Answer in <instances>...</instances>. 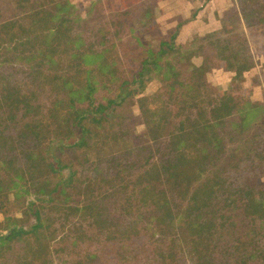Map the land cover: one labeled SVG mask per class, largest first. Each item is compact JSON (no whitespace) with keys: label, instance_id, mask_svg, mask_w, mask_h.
<instances>
[{"label":"trees","instance_id":"obj_1","mask_svg":"<svg viewBox=\"0 0 264 264\" xmlns=\"http://www.w3.org/2000/svg\"><path fill=\"white\" fill-rule=\"evenodd\" d=\"M146 1L0 0V51L10 58L0 72V171L10 176L0 215L10 207L4 186L18 198L31 184L35 196L34 224L0 232V250L23 242L30 252L16 264H49L52 244L79 249L72 264H180L184 245L195 264H264V89L236 88L253 59L244 35L225 37L228 19L250 27L249 1L184 44L179 22L157 50L128 22ZM37 55L40 67L62 69L45 86L23 73L24 91L10 80ZM214 70L233 74L220 96ZM152 79L161 89L143 96ZM132 98L142 139L131 112L115 115ZM120 141L128 146L107 152Z\"/></svg>","mask_w":264,"mask_h":264},{"label":"rangeland","instance_id":"obj_2","mask_svg":"<svg viewBox=\"0 0 264 264\" xmlns=\"http://www.w3.org/2000/svg\"><path fill=\"white\" fill-rule=\"evenodd\" d=\"M209 0H197V5H204ZM240 0H231L233 6H238ZM247 1V0H244ZM247 2V12L246 15L248 16L249 21L252 23L250 24V27L245 26L243 23H237L230 21L226 22V31H228V34L225 37H233L234 35H244L247 38V41L249 43V48L251 51L252 59H253V68L249 72L244 74V77L242 80H239L236 84V88L240 91L241 88L247 92L252 85H260L264 89V0H248ZM156 0H147L145 4H143L141 7H139L136 11H134L131 15V18L128 19V22L134 24V27L138 30L139 33L142 32V41L146 44H149L150 47L153 50H157L159 47V42L163 35L170 34L174 28H167L164 26L161 27L160 24H157L154 22V19L156 18V12L153 10V7L155 6ZM249 3V4H248ZM6 4L9 6L10 1H7ZM14 7V5H12ZM256 11L258 14H256ZM174 18L178 21H181V18L179 16H174ZM225 21L226 19L223 18ZM175 25V24H174ZM168 29V30H167ZM4 37V33H0V40ZM1 43V42H0ZM125 44H129L130 49L136 48L135 41L133 38H128L124 42ZM133 45V46H132ZM33 51V50H32ZM3 51H0V72L3 71H9L10 68L7 66V61L10 60L9 57L3 56L1 53ZM39 57L35 56V58H31L29 61H26L24 64H19L16 69H18V74L16 79L10 80L11 83H15V85L19 86L20 81L24 80V82L28 81L31 83V80L27 77L25 79V75L23 73H37L40 77L38 81V85H49L48 81L50 80L51 83L54 81L52 78L54 77V74H52L53 71L62 69L61 66L54 64H48L45 67L39 66ZM59 58L62 60L67 57L65 54H59ZM55 59V57H53ZM64 61V60H63ZM195 64H199L200 60L195 59ZM2 66V67H1ZM8 67V68H7ZM20 70V71H19ZM229 74H224L222 72L217 73L213 72L211 76H209V80L211 82V85L216 90V95L220 96V94L223 91L228 92L231 87V79L233 76H228ZM74 79L75 77L72 76ZM217 83V84H216ZM27 85V84H26ZM30 85V87H31ZM116 84L112 83H106L105 87L110 90L115 87ZM21 86V85H20ZM162 85L157 79H152L149 83H147L145 91L143 93V96H151L157 91L161 89ZM21 88L24 91L25 87ZM27 89V88H26ZM38 89V87H37ZM38 95L42 97V93L38 90ZM114 92L109 93L113 95ZM106 96L105 92H101L100 97ZM251 99L255 100V95L251 96ZM136 98H132L127 102V105L123 109L118 108L115 115L118 117L127 114L132 113L135 116V122L137 123L134 128L136 133L139 135V138L142 139L145 136V127L142 123V119L140 116V112L138 110V105L136 102ZM128 146V143L126 142H118L117 144H112L110 149L107 150V152H116L121 150L122 148ZM10 179L9 175L4 174L2 171H0V180H5L4 182H1L0 185H3L5 182L8 183ZM261 181V180H260ZM264 182V179H263ZM21 190L18 192V198H16L15 193L7 190L8 188L4 186L3 193H7L10 199V207L9 212L7 216L0 215V232L2 235H7L9 231L14 228H20L23 227L24 229L30 228L31 225L34 224V219L31 216L28 208L29 203L31 201H34L35 196L32 192V186L31 184H21ZM37 207L40 210H43L46 213L47 219L52 218V215L47 211L45 208L46 204L36 202ZM47 236L51 238V234L48 232ZM30 241H33V238L30 239ZM51 245V244H50ZM174 246H171V249L173 250ZM62 247L56 246L55 244H52L51 254H48V251L42 256L44 259L47 260L49 264H72L75 254L79 253V249H74L71 245L68 246L67 249L62 250ZM177 252L178 258H185V262H180V264H195L193 259V254L190 249V247L187 246H178V250L175 249ZM30 252L25 251V244L23 242H19L16 244V247L13 250L8 251L6 247L2 250H0V264H16L15 261H20L23 257L27 256L30 260ZM156 255V252H155ZM153 255V256H155ZM154 258V257H153ZM154 261V259H153ZM153 264H155L153 262ZM171 264V263H167Z\"/></svg>","mask_w":264,"mask_h":264},{"label":"crops","instance_id":"obj_3","mask_svg":"<svg viewBox=\"0 0 264 264\" xmlns=\"http://www.w3.org/2000/svg\"><path fill=\"white\" fill-rule=\"evenodd\" d=\"M197 3V0H156L153 7L157 13L154 22L160 24L159 28H175L179 22L184 21L178 39L184 44L193 34L203 35L220 29L222 14L234 7L231 0H209L200 6ZM174 16H179L181 21L176 20ZM213 72L233 76L232 73L221 70Z\"/></svg>","mask_w":264,"mask_h":264}]
</instances>
